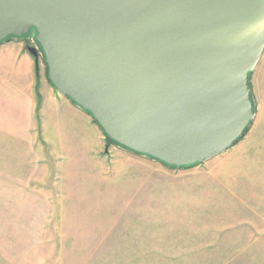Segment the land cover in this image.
<instances>
[{"label":"rangeland","instance_id":"obj_1","mask_svg":"<svg viewBox=\"0 0 264 264\" xmlns=\"http://www.w3.org/2000/svg\"><path fill=\"white\" fill-rule=\"evenodd\" d=\"M33 59L0 106V264H264V51L246 133L180 168L108 144Z\"/></svg>","mask_w":264,"mask_h":264},{"label":"water","instance_id":"obj_2","mask_svg":"<svg viewBox=\"0 0 264 264\" xmlns=\"http://www.w3.org/2000/svg\"><path fill=\"white\" fill-rule=\"evenodd\" d=\"M29 36L59 95L164 165L213 158L256 115L264 0H0V41Z\"/></svg>","mask_w":264,"mask_h":264},{"label":"crops","instance_id":"obj_3","mask_svg":"<svg viewBox=\"0 0 264 264\" xmlns=\"http://www.w3.org/2000/svg\"><path fill=\"white\" fill-rule=\"evenodd\" d=\"M5 73L8 75L6 79ZM34 73V59L28 52L24 51L22 42L8 41L0 44V106L2 107L4 102L7 105H19L20 80L30 81ZM4 80L10 84L12 90V93L6 96L3 91ZM3 112L1 109L0 113Z\"/></svg>","mask_w":264,"mask_h":264},{"label":"trees","instance_id":"obj_4","mask_svg":"<svg viewBox=\"0 0 264 264\" xmlns=\"http://www.w3.org/2000/svg\"><path fill=\"white\" fill-rule=\"evenodd\" d=\"M20 38H22V37H8V38H6V39L0 41V43H4V42L10 41V40L20 39ZM253 102H254V101H253ZM254 105H255V104H254ZM106 139H107L108 144H114V145H115V143H114L113 141L109 140L107 137H106ZM239 139H240V138H239ZM239 139H237V141H238ZM237 141H236V142H237ZM236 142H235V143H236Z\"/></svg>","mask_w":264,"mask_h":264}]
</instances>
